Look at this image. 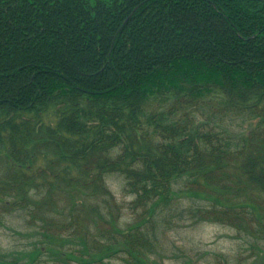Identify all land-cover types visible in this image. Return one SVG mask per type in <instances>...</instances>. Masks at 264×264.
Here are the masks:
<instances>
[{"label": "trees", "instance_id": "16d2710c", "mask_svg": "<svg viewBox=\"0 0 264 264\" xmlns=\"http://www.w3.org/2000/svg\"><path fill=\"white\" fill-rule=\"evenodd\" d=\"M60 38L97 75L73 70ZM110 173L139 221L118 224ZM175 197L252 239L264 264V1L0 0V215L21 211L38 241L0 264L135 255Z\"/></svg>", "mask_w": 264, "mask_h": 264}, {"label": "rangeland", "instance_id": "374dc122", "mask_svg": "<svg viewBox=\"0 0 264 264\" xmlns=\"http://www.w3.org/2000/svg\"><path fill=\"white\" fill-rule=\"evenodd\" d=\"M31 30L35 31L33 25ZM33 35L34 39L39 37L37 32ZM60 36L62 38V33ZM61 38L57 39L59 41L57 49L64 51L63 57L66 62L70 61L76 65L77 69L73 70L80 71L82 73L80 75L85 78L97 75L96 69H84L85 67L79 62L83 52L75 53L70 50L66 53L64 41H61ZM32 44L36 45L34 42ZM42 47L40 45L32 48L35 52L40 53L41 50L45 52L46 49ZM249 127L250 121L245 120L243 128L236 127L235 131L244 132ZM185 182V177L176 179L173 189L183 188ZM106 183L122 207V216L118 224L124 226L126 223L139 221L143 217L144 209L133 208L131 201L135 197L125 193L124 176L119 173H110L106 175ZM200 203L202 202L195 198L175 197L164 205L161 212L147 224L145 230L149 233L147 237L149 240L146 242L147 239L140 235V244L139 248L134 250L135 255L126 253V247L118 244L119 247H115V251L108 259L97 264H143L139 258L140 256L145 258L147 254V264H253V254L256 252V246H253L256 244L252 242L253 240H247L243 233H238L235 228L228 225L198 221L192 217L193 208ZM27 219L19 210L0 215V255L2 252H7L12 254L9 258L17 257L19 262L29 260V251L33 249L34 242L37 244L38 241L35 236L36 228L29 226ZM257 228L254 225L253 230ZM71 248L73 249V246ZM261 248H264V241ZM76 249L75 253L80 254L82 248ZM52 257L54 256L47 253L41 255V258L45 260Z\"/></svg>", "mask_w": 264, "mask_h": 264}, {"label": "water", "instance_id": "95a60500", "mask_svg": "<svg viewBox=\"0 0 264 264\" xmlns=\"http://www.w3.org/2000/svg\"><path fill=\"white\" fill-rule=\"evenodd\" d=\"M264 1V0H263Z\"/></svg>", "mask_w": 264, "mask_h": 264}]
</instances>
